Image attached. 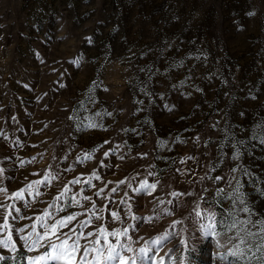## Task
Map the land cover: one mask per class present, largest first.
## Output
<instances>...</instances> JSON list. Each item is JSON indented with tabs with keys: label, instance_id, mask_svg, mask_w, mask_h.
Wrapping results in <instances>:
<instances>
[{
	"label": "rangeland",
	"instance_id": "1",
	"mask_svg": "<svg viewBox=\"0 0 264 264\" xmlns=\"http://www.w3.org/2000/svg\"><path fill=\"white\" fill-rule=\"evenodd\" d=\"M261 121L264 0H0V239L11 232L25 257L65 233L71 244L73 228L87 237L81 248L95 238L104 247L100 228H127L120 242L136 250L171 234L159 252L166 264L187 256L181 239L193 264H219L217 238L200 227L208 214L238 212L239 187L264 216V144L251 139ZM145 182L157 185L151 194ZM69 214L76 219L27 252L15 229L42 234Z\"/></svg>",
	"mask_w": 264,
	"mask_h": 264
},
{
	"label": "snow or ice",
	"instance_id": "2",
	"mask_svg": "<svg viewBox=\"0 0 264 264\" xmlns=\"http://www.w3.org/2000/svg\"><path fill=\"white\" fill-rule=\"evenodd\" d=\"M255 99V96H252ZM94 127V125H93ZM257 132L251 139L259 140L260 144H264V121H261L256 126ZM227 138L229 140L234 136L233 133L227 132ZM245 142L243 140L237 141L233 144L234 152L232 154V159L234 161L242 159L244 151L238 146ZM86 158L91 159L90 156ZM239 167V165H237ZM237 168L234 167L232 171H236ZM3 172V169H0ZM247 175V170H245ZM95 179H100L98 175L93 173ZM215 180H222L223 177L216 176ZM44 183V181H37L36 184ZM72 183H80V181L74 180ZM88 183H91L89 180ZM120 183H124L121 181ZM156 184H148L145 182L141 185L140 190H148V194L156 189ZM33 185H28V190L31 191ZM137 190V191H140ZM5 189H0V192H5ZM68 191L65 188L64 192L57 197L60 199ZM103 190L101 189V192ZM113 192L116 191L115 188L112 189ZM223 189H218V194L223 193ZM24 190H20L14 193L17 200H23ZM39 195V193H36ZM97 192L96 195H100ZM173 195H178V193H173ZM190 195V193H189ZM236 201L239 202L241 207L238 212H233L228 214L227 219L216 220V213L208 214V224H201L200 227L203 229L204 236L216 237V248L217 252L214 254V259L219 262V264H264V216H258V214L248 206V201L245 198V194L241 192L238 187L232 194ZM261 195H264V189L261 190ZM73 202L79 205V201L72 198ZM84 199H90L89 197H84ZM18 213L19 208L15 209ZM131 211V206H129V212ZM242 212L245 215L244 218H240L238 213ZM8 215H11L9 213ZM50 214L45 212V216ZM112 217L119 221L121 219L120 215L116 212H112ZM223 215V214H222ZM197 218H202V213L200 211L196 212ZM253 217H258L253 219ZM23 219L24 217H13V219ZM134 219L136 217H133ZM43 220V217L40 218ZM76 219V214H69L66 217L56 220L55 222L48 224H43V233L38 234L33 229L28 235H22L25 231L24 228H17L15 231L20 233L19 239L23 243V247L27 252H32L37 247H43L45 243H48L50 239V233L52 235L56 234L59 228L67 227L73 220ZM176 223H179L177 221ZM220 226L223 231H216L217 226ZM81 230L85 227V222H81ZM3 229L9 228V223L7 216L5 217ZM72 232L75 234V240L69 244L71 237H67L61 241V243H51L49 246L51 251H45L42 255H37L35 257L27 256L25 257L22 253L17 252V245L13 241V236L11 232H8L6 238L0 239V250H8L10 253H17L15 256H6L0 254V264H16L19 259L21 262L27 260V264H40L41 261H55L59 264L63 261V264H166L165 257L159 256V252L163 246H166L167 242H170L171 234H165L158 237L157 239L151 241V244H146L144 247H140L138 250L133 249L130 244H122L119 237H127L129 229L125 228L122 231L117 229L115 231H108L104 228H100L99 232L103 236L104 247L98 248L97 245L101 244L99 238H95L92 242V246L89 247L85 245L81 248L80 240L81 238H87L84 236L83 231L77 233L76 229L73 228ZM35 235V239L32 237ZM93 233L88 232L87 236H92ZM109 236L117 237L115 243L109 242ZM131 239V237H129ZM223 241V242H222ZM180 245L183 247V251L187 253V256H182L180 258L169 257L172 260V264H177V259L180 260V264H193V246H191L188 240L181 239ZM172 249H169V253ZM79 253V259L77 261L76 257ZM124 253H131L130 256H126ZM151 253V255H150ZM94 254V255H93ZM167 255V254H166ZM91 257V259H90ZM231 257V259H229Z\"/></svg>",
	"mask_w": 264,
	"mask_h": 264
}]
</instances>
